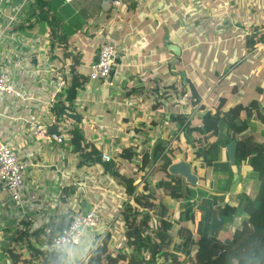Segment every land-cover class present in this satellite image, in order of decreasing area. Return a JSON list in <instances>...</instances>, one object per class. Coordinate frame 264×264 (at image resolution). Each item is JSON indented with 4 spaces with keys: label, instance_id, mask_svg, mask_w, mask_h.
Segmentation results:
<instances>
[{
    "label": "crops",
    "instance_id": "1",
    "mask_svg": "<svg viewBox=\"0 0 264 264\" xmlns=\"http://www.w3.org/2000/svg\"><path fill=\"white\" fill-rule=\"evenodd\" d=\"M259 2L262 5L261 21L251 16ZM11 3L12 0L2 3L0 0L3 14L11 13ZM244 5L246 18L239 20L236 12ZM27 7L29 17L17 33L13 37L0 38V61L3 60V68L10 63L15 65L9 58L13 44L22 57L28 58L32 54L24 43L41 41L42 56L33 59V66L40 70V75L20 72L15 77L18 89L29 100L0 101V138L11 143L19 152L20 160H29L32 165L26 171L21 191L25 209L17 206L11 194L0 190V215L3 218L0 227H10L7 234L11 237L10 231L19 221L30 223L32 230L38 231L53 219L59 221L66 216L71 219L96 208L103 227L85 234L75 248L64 249L67 254L64 264L88 263L92 252L108 235L107 250L126 257L127 225L123 214L134 200L126 197L123 188L114 182L101 155L109 154L117 168L130 177L138 170V159L148 149L152 153L158 144H162L165 153L176 152L171 173L193 185L197 202L194 224L186 221L182 201L153 194L157 181L154 175L146 178L150 184L147 180L141 184L148 172L143 176L139 174L136 186L141 184L138 185L140 196L146 199L148 196L152 204L163 205L169 210L173 234L179 228L187 227L197 239L196 234L201 232L219 236L227 230L241 229L248 220L246 214L228 223L215 218L214 213L205 208L204 228L197 231L203 217L198 207L205 199H215L220 207L238 208L240 196L249 190L257 174L247 165L236 164L235 145L222 147L206 174L202 161L194 159L195 150L187 148L184 140L178 143L183 129L169 118L183 113L184 106L190 105L188 83L202 99L192 110L195 123L200 122L203 114L200 107L208 108L222 98L214 97L213 92L209 93L211 90L206 91L204 82L189 78L186 55L190 48H201L206 35L214 38L213 44H224L227 38L221 36L230 29L238 31L231 41H241L246 48L250 35L260 38L264 34V0H34ZM218 10L221 13L216 15ZM212 14L216 15L213 19ZM3 21L4 17L0 15V28ZM211 28L218 35L211 32ZM192 35L195 44L190 43ZM106 44L114 46L120 64L107 81H92L90 66ZM263 52L264 43H261L247 53L253 56ZM258 60L261 66L256 67V72L264 79V55ZM192 63L198 67L200 75H207L198 57ZM73 79L82 87L76 93L72 111L65 113L77 115L80 121L66 118L64 113L58 124L51 126L53 106L73 85ZM179 80L187 84V93L182 100L168 88ZM256 93L263 95L264 87H257ZM231 106L228 100L226 109ZM245 117L244 113L242 118ZM39 120L47 127L48 135L57 133L64 141L37 138L34 125ZM254 122L258 127L259 122ZM216 141L218 135L211 139L212 143ZM94 151L101 162L84 163L97 158V155L90 156ZM7 207L11 210L6 211ZM152 212L158 223V211ZM216 222L221 228L214 230ZM149 223L153 225L154 222L149 220ZM115 233H119L121 243L115 241Z\"/></svg>",
    "mask_w": 264,
    "mask_h": 264
},
{
    "label": "trees",
    "instance_id": "2",
    "mask_svg": "<svg viewBox=\"0 0 264 264\" xmlns=\"http://www.w3.org/2000/svg\"><path fill=\"white\" fill-rule=\"evenodd\" d=\"M261 43H264V34L260 38L250 35L247 39V52L251 53L254 47ZM81 87L82 85L75 81L64 95L59 96V100L53 106L56 118H61L67 110L72 111L73 101ZM168 88L173 89L172 94L180 100L187 93V84L181 80L174 82ZM188 88L191 93L190 105L184 106L183 113L172 115L169 118L180 129H183L178 143L184 140L187 148L195 150L194 159L202 161V168L206 170V174L212 168L220 149L227 145H235L236 164L247 165L257 174V179L252 182L249 190L240 196L238 208L228 205L220 207L215 199L203 200L202 206L198 207L203 217L198 224L197 231L201 232L204 228L205 208L223 222L232 223L235 217L243 214L248 216V220L241 229L234 232L227 230L220 236L214 234V239L209 237L211 234L201 232L200 239L196 240L191 228L181 227L176 234H173L174 224L171 221L169 210L163 205L156 206L148 203L145 196H138L133 204L126 207L123 214L127 225V256L115 255L107 250L110 242V235H108L92 252L87 264H264L263 102L252 98L246 104H237L227 110L228 99L222 97L217 104L208 108L200 107L203 114L200 122L195 123L192 110L200 105L202 99L192 84L188 83ZM259 90L263 91L262 88ZM172 94L170 97H173ZM162 96L165 95L162 94ZM67 101L69 106L66 104ZM244 113L246 117L242 118ZM254 121H258L263 126L261 131ZM215 135H218V141L212 143L211 139ZM165 149L162 144H158L152 153L148 149L138 159L137 172L130 177L125 176L117 168L114 160L104 164V167L107 172L111 173L114 182L123 188V194L131 197L134 196L139 174L145 175L152 166L155 168L153 175L157 180L152 189L153 194L159 198L182 201L186 221L194 224V207L197 202H195L196 195L192 189L193 185L186 182L182 176L171 173L176 152L169 150L165 153ZM97 154L94 151L90 156L96 157ZM93 159L85 160L84 163L101 162L98 155ZM202 195L205 196V194ZM153 207L158 210V223L150 212V208ZM71 220L72 218L69 219L68 216L62 217L59 221L53 219L38 231H33L30 223L19 221L10 231L11 239L8 246L3 249L4 255L13 264H64L67 260L66 252L55 248L52 242ZM149 220L154 222L153 225H150ZM219 227L221 228L215 224L214 230Z\"/></svg>",
    "mask_w": 264,
    "mask_h": 264
},
{
    "label": "built area",
    "instance_id": "3",
    "mask_svg": "<svg viewBox=\"0 0 264 264\" xmlns=\"http://www.w3.org/2000/svg\"><path fill=\"white\" fill-rule=\"evenodd\" d=\"M4 1L6 0H1V3ZM32 1L34 0H12L10 14H3L0 9V15L4 17L3 25L0 28V38L6 36L13 37L17 33L29 17L30 12L27 6ZM66 1L70 2L72 0ZM24 46L30 50L32 56L28 58L22 57L16 51L13 44V47L9 50V58L16 64L12 65L10 63L8 67L3 68V60L0 61V101L6 99L29 100L18 89L15 77L20 72L40 75V70L35 69L33 66V59L36 56H42L41 41L25 42ZM117 59L118 56L114 46L109 44L102 46L99 50L98 60L90 66V79L92 81H107L117 67ZM37 79L38 77L34 80ZM59 119L55 115L54 117L52 116L50 125H57ZM34 133L37 138L56 140L59 143L64 141L63 137L57 133L48 135L47 127L40 120L34 125ZM101 159L105 163L111 161L109 154H102ZM31 165L29 160H20L19 152L10 142H5V140L0 138V190L11 194L13 201H16L17 206L21 209H25V206L22 204L21 191L25 184L26 171ZM143 180L142 183L146 181L145 178ZM10 210L11 207L6 208V211ZM0 219L3 220L2 215H0ZM102 227L103 220L99 216L98 210L91 208L86 213L72 218L69 225L54 237L53 246L62 250H71L81 243L85 234L96 232ZM76 264L87 263L82 261Z\"/></svg>",
    "mask_w": 264,
    "mask_h": 264
},
{
    "label": "rangeland",
    "instance_id": "4",
    "mask_svg": "<svg viewBox=\"0 0 264 264\" xmlns=\"http://www.w3.org/2000/svg\"><path fill=\"white\" fill-rule=\"evenodd\" d=\"M245 9L246 6L244 5L242 9L236 12L237 18L239 20L246 18L244 15ZM220 10L215 12V14H220ZM248 11H250V7H248ZM215 16L212 14L211 19H213ZM251 16L257 21L262 20L261 2L257 3L256 7L253 8ZM211 32L218 35L213 29ZM225 33L226 35H222L221 37H226L227 39L223 41L224 44L222 45L213 44L214 38H211L210 35H206L205 43L201 48L197 49L193 47L189 49L190 52L186 55V68L189 78L191 80L194 79L199 83L204 82L205 84L203 88L206 89V91L211 90L209 93L213 92L214 97H217L218 99L220 97H226L228 100H230V103L233 106L228 107V109L234 107L238 103L245 104L252 98H257L261 103L262 101L264 102V94L258 96L256 93L257 87H264V79L260 77V73L256 72V67L261 66V61L258 60V58L264 55V52L249 56L241 41H231V37L237 34L238 31L230 29ZM195 41L196 40H193L192 35L190 43L195 44ZM195 57H198L206 68V76L200 75V70L192 63V60ZM206 95L208 96V94ZM262 127L263 126L259 123L258 128L261 130ZM154 170L155 168L151 166L148 173L143 178H145V180H147V177L150 178L154 174ZM150 182L148 181V184H150ZM141 184L138 185L141 186ZM138 185L136 186L134 196H131L134 201L138 196H140L138 193ZM146 201L148 203L151 201L149 200L148 196ZM155 210L156 212L158 211L156 208ZM155 210L150 208V212L153 211L155 213ZM117 226H119V224H117ZM9 228L3 229L0 227V264H13L10 260H8L7 256L4 255L3 252V249L8 246L10 234H7V232H9ZM209 237L214 239L213 237L215 236L211 234ZM115 238L117 243H121L122 240H120L119 233H115ZM196 238V240H199L200 234H196Z\"/></svg>",
    "mask_w": 264,
    "mask_h": 264
},
{
    "label": "water",
    "instance_id": "5",
    "mask_svg": "<svg viewBox=\"0 0 264 264\" xmlns=\"http://www.w3.org/2000/svg\"><path fill=\"white\" fill-rule=\"evenodd\" d=\"M175 49V51H177V48H174ZM98 54H99V52H98ZM98 54H97V56L95 57V61H97L98 60ZM116 63H117V65H119L120 64V60H118L117 59V61H116ZM65 117L66 118H69V119H71V120H74V121H80V118L77 116V115H74V114H69V113H65ZM55 131H57L56 129H55ZM186 175V174H185ZM188 176V175H187ZM87 212V211H86Z\"/></svg>",
    "mask_w": 264,
    "mask_h": 264
}]
</instances>
